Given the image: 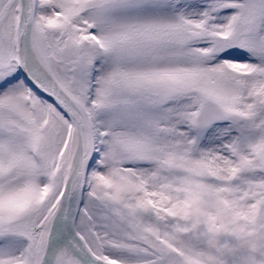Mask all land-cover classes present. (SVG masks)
Listing matches in <instances>:
<instances>
[{
  "label": "snow or ice",
  "instance_id": "snow-or-ice-1",
  "mask_svg": "<svg viewBox=\"0 0 264 264\" xmlns=\"http://www.w3.org/2000/svg\"><path fill=\"white\" fill-rule=\"evenodd\" d=\"M0 264H264V0H0Z\"/></svg>",
  "mask_w": 264,
  "mask_h": 264
}]
</instances>
